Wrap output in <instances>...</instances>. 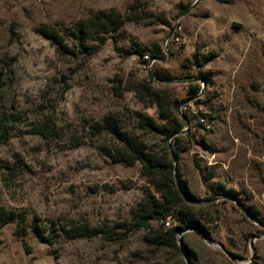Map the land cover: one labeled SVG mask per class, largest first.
<instances>
[{"label": "rangeland", "instance_id": "rangeland-1", "mask_svg": "<svg viewBox=\"0 0 264 264\" xmlns=\"http://www.w3.org/2000/svg\"><path fill=\"white\" fill-rule=\"evenodd\" d=\"M133 1L0 0V65L10 72L8 99L31 120L39 117V107L54 105L66 129L58 142L19 135L0 145V206L25 212L27 222L34 215L60 225L129 221L141 189L152 187L139 164L111 161L108 136L92 137V123L114 116L156 153L180 149L177 170L200 202L192 203L193 210L209 222V237L195 227L181 234L196 264H264V236L253 241V253L249 247L251 237L264 231V0H137L146 3L142 20L126 22L86 61L57 55L34 31L69 26L97 11L124 13ZM141 47L147 48L143 56L121 52ZM155 47L160 55L151 59ZM208 53L214 57L204 65L194 57ZM117 78L123 86L118 96ZM138 82L182 100L181 133L164 141L137 128L138 114L162 124L156 106H143L128 89ZM194 86L197 94L190 93ZM15 159L21 167L11 174L3 166L14 167ZM15 230L14 223L0 228V264L185 262L182 253L143 244V230L121 241L57 237L51 244Z\"/></svg>", "mask_w": 264, "mask_h": 264}, {"label": "trees", "instance_id": "trees-1", "mask_svg": "<svg viewBox=\"0 0 264 264\" xmlns=\"http://www.w3.org/2000/svg\"><path fill=\"white\" fill-rule=\"evenodd\" d=\"M145 9V2L134 0L124 13L114 10L97 11L69 26L40 25L34 31L48 42L57 55L86 61L95 55L105 45L110 35L119 31L126 22L138 23L141 21ZM146 49L145 47L129 48L121 49V52L125 56L133 54L143 56ZM159 55L160 48L155 47L150 57L156 59ZM194 57L197 58L200 65H204L214 56L208 53L195 54ZM144 62L146 63V61ZM151 76L160 78L157 73H153ZM9 80H11L9 69L1 64L0 145L6 144L12 137L19 135L36 136L49 143L63 140L66 136V129L58 124L54 105H51L50 108L39 107L36 113L39 117L31 120L26 112L17 109L13 100L8 99L6 82ZM203 80L205 81L206 78ZM122 87V79L117 78L113 86L114 94L120 95ZM128 89L135 92L143 106L155 105L158 117L162 121V124L158 126L150 118L138 114L136 125L139 130L150 134L158 133L166 141L184 128V120L177 112L182 100L173 98L166 89L155 88L149 82H138L129 86ZM190 93L197 94L198 86L190 88ZM203 117L209 118L207 115ZM197 127H200V124H197ZM89 129L92 137L106 135L112 140L113 144L108 150L107 156L113 163L126 167L139 164L141 175L152 187V191L148 186L141 189L142 198L131 211L130 220L101 227L75 224L72 221L66 225H60L52 220L46 224L34 215L27 222L25 212L0 206V228L14 223L17 236L21 237L29 231L33 237L47 244H51L57 237L64 240L101 238L106 241H121L125 240L132 232L143 230L142 241L147 247L155 251L168 250L177 254L182 253L178 246V235L187 228H198L205 236H210L206 227L209 222L199 213V210H193L192 201L196 199L190 192L186 181L182 179L177 167L176 171L174 170V164L176 165L180 152L178 146L171 152L165 150L164 155L158 154L143 140L126 132L120 121L114 116L103 117L101 121L92 123ZM175 141H179V139L175 138ZM200 144L207 147L204 141H201ZM16 167H21L19 159H15L14 167L3 166L11 174L17 172L15 171ZM176 181L180 190L176 186ZM223 193L225 192L223 191ZM214 194L220 195V193ZM167 220L172 223L170 227L164 225ZM260 223L262 222L260 221ZM182 248L186 260L182 264H196L194 252L183 242Z\"/></svg>", "mask_w": 264, "mask_h": 264}, {"label": "water", "instance_id": "water-1", "mask_svg": "<svg viewBox=\"0 0 264 264\" xmlns=\"http://www.w3.org/2000/svg\"><path fill=\"white\" fill-rule=\"evenodd\" d=\"M182 118H183V117H182ZM183 120H185V122H186V119H185V118H183ZM179 133H181V132H179ZM172 158H173V157H172ZM173 160H174V158H173ZM174 170L176 171V165H175V164H174ZM176 180H177V179H176ZM176 186H177L178 190H180L177 181H176ZM213 199H215V198H213ZM192 203H200V202H198V201H192ZM261 227L264 228V225H261ZM181 234H182V232L179 233L177 241H178V246H179L180 251L182 252V254H184V253H183L182 244H181ZM262 236H264V231H262V232H260L259 234L254 235V236L251 237V240H250V243H249V247H250V250L252 251V253L254 252V249H253V241L256 240V239H259V238L262 237ZM203 237H204V236H203ZM204 238H205L207 244H209V245H215V244H214L211 240H209L207 237H204ZM220 249H221V251H222L225 255H227L229 258H231V257L229 256V254L224 250V248L220 247ZM252 257H253V256H252ZM231 259H232V258H231ZM252 259H253V258H252ZM252 259H251V261H252ZM185 262H186V260H185ZM186 264H187V263H186Z\"/></svg>", "mask_w": 264, "mask_h": 264}, {"label": "built area", "instance_id": "built-area-1", "mask_svg": "<svg viewBox=\"0 0 264 264\" xmlns=\"http://www.w3.org/2000/svg\"><path fill=\"white\" fill-rule=\"evenodd\" d=\"M144 59H145L144 61H146V62L148 61V57L147 56H144ZM165 225H169V223L166 222Z\"/></svg>", "mask_w": 264, "mask_h": 264}]
</instances>
